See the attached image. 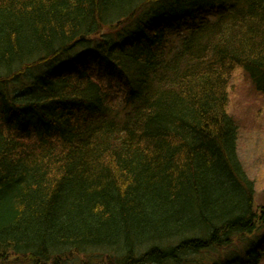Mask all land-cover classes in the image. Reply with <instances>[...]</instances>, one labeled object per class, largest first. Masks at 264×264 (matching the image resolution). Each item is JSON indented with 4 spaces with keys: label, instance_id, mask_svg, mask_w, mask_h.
Masks as SVG:
<instances>
[{
    "label": "trees",
    "instance_id": "obj_1",
    "mask_svg": "<svg viewBox=\"0 0 264 264\" xmlns=\"http://www.w3.org/2000/svg\"><path fill=\"white\" fill-rule=\"evenodd\" d=\"M236 67L264 0H0L2 264H260Z\"/></svg>",
    "mask_w": 264,
    "mask_h": 264
},
{
    "label": "rangeland",
    "instance_id": "obj_2",
    "mask_svg": "<svg viewBox=\"0 0 264 264\" xmlns=\"http://www.w3.org/2000/svg\"><path fill=\"white\" fill-rule=\"evenodd\" d=\"M226 90V111L233 117L238 128L237 154L247 175L254 182L255 204L264 207V92L254 88L240 67L231 72ZM122 100V91H118L114 103L119 104ZM20 259H6L5 264H32ZM2 263L4 260L0 259ZM72 264L81 263L76 259ZM260 264H264V257Z\"/></svg>",
    "mask_w": 264,
    "mask_h": 264
}]
</instances>
